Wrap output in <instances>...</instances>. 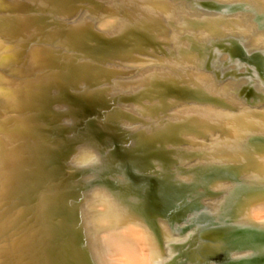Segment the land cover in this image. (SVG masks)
<instances>
[{"label": "bare ground", "instance_id": "bare-ground-1", "mask_svg": "<svg viewBox=\"0 0 264 264\" xmlns=\"http://www.w3.org/2000/svg\"><path fill=\"white\" fill-rule=\"evenodd\" d=\"M262 201L264 0H0V264H264Z\"/></svg>", "mask_w": 264, "mask_h": 264}, {"label": "rangeland", "instance_id": "rangeland-1", "mask_svg": "<svg viewBox=\"0 0 264 264\" xmlns=\"http://www.w3.org/2000/svg\"><path fill=\"white\" fill-rule=\"evenodd\" d=\"M213 10H215V9H213ZM220 11H224V12H226V11H228V9L226 8V7H220V9H219ZM211 11V10H210ZM217 12V11H216ZM228 13H232V12H228ZM219 54H225V53H219ZM236 57V56H235ZM247 65V64H246ZM233 70V69H232ZM234 72H231V71H225V72H223V74L225 75V76H228V75H230V74H233ZM237 75H239V74H237ZM232 76H235V75H232ZM239 77V76H238ZM245 94V93H244ZM252 95V94H251ZM258 99V98H257ZM251 101H253L252 99H251ZM262 106H263V103L260 101V102H256V103H254V104H252V105H249V106H247V107H244V109L242 110V109H238L237 110V108H234V109H232V111H233V114H230L228 117H227V119L229 120H233L234 118H237V117H239V118H244V119H253V117L252 116H254L255 114H256V112L257 113H263L262 112ZM134 110H135V108H134ZM241 110V111H240ZM249 111V112H248ZM138 112V111H137ZM136 112V113H137ZM252 112H253V115H252ZM139 113V112H138ZM140 114V113H139ZM243 114H245V115H243ZM241 116V117H240ZM224 120H221L220 118H215L214 119V123L217 125V127L219 126V127H222V124L224 123L223 122ZM221 131V132H220ZM222 135H226V134H228L227 133V131L224 129V128H222L221 130H218V129H216L213 133H211V134H209V135H206L205 137H200V140H199V143H198V146H199V148H195V149H193V150H191V151H187V152H189V153H191V154H194L195 156H194V158L192 159V160H190V161H188V162H185L184 163V161H183V163L185 164V165H182V166H189V167H193V166H196V165H198V164H200V163H198V161H199V158L200 157H202L204 154H211L213 151H212V149H214V150H216V144H220V142H221V140L223 139V137L224 136H222ZM209 136L210 137H218V138H215L213 141H212V143L210 142V140L212 139V138H209ZM201 141L203 142V143H201ZM215 144V145H214ZM209 146V147H208ZM209 150L210 149V151H209V153H208V151H205V150ZM245 163L246 162H242V163H240L239 165L242 167V166H244L245 165ZM181 167V166H180ZM245 173H243V175H244ZM223 190H220V192H221V194L223 195V192H225V191H223ZM216 193H219V191L218 192H216ZM218 196V195H217ZM216 196V197H217ZM219 197V196H218ZM254 208H256L257 210H259L260 208V211H258L259 213L256 215L255 214V212H253L252 214H253V218H256L255 216H257V217H261V216H264V201H262V202H260V204L259 205H257L256 207H254ZM255 214V215H254ZM188 223L189 224H191V222H189L188 221ZM181 226V225H180ZM188 229H190V227L189 228H187V230ZM187 230H185V231H187ZM176 231H178V229H176ZM185 231H183V230H181L180 232L181 233H184ZM189 231V230H188ZM180 233V234H181ZM204 235H206V231H201V233H200V235L199 236H204ZM183 240H180L179 242H177V243H175V244H182L181 242H182ZM203 243H205V244H208L209 242H208V240H206V241H202L201 242V244H203ZM209 244H212V243H209ZM201 246V245H200ZM178 248H179V246H177ZM180 249V248H179ZM178 253L179 254H177V252H175V254H172L173 255V258H179L180 256H181V250H179L178 251ZM263 254V256H264V252L262 253ZM179 256V257H178ZM264 258V257H263ZM258 259H260V258H258Z\"/></svg>", "mask_w": 264, "mask_h": 264}, {"label": "water", "instance_id": "water-1", "mask_svg": "<svg viewBox=\"0 0 264 264\" xmlns=\"http://www.w3.org/2000/svg\"><path fill=\"white\" fill-rule=\"evenodd\" d=\"M112 145H114L113 142H112ZM114 162H115L113 164L114 167H112V169L118 171V170H120L121 167H123V166L127 167V164H129L131 167V169H129L130 171L126 167L125 168L123 167V170L128 175L132 172L131 170L133 169L132 168L133 165L131 162L126 161L125 157H124V159L123 158L115 159ZM147 175L148 174H146V173L144 175L139 174V176H143L142 178L146 177ZM150 177H153V175L149 174V178ZM228 228H230V227L215 225L214 227L213 226L209 227L206 230V235H204V236H207L206 238H209L208 241H211L210 243H212L218 247V250L220 251L219 253H221L222 250L227 248L228 242L231 241V239L233 237V236H231V234H233V233H231ZM220 248H223V249H220Z\"/></svg>", "mask_w": 264, "mask_h": 264}]
</instances>
